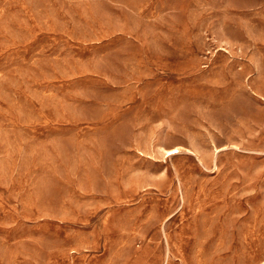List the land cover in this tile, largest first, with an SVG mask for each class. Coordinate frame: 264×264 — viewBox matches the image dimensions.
Returning a JSON list of instances; mask_svg holds the SVG:
<instances>
[{
	"label": "rangeland",
	"instance_id": "374dc122",
	"mask_svg": "<svg viewBox=\"0 0 264 264\" xmlns=\"http://www.w3.org/2000/svg\"><path fill=\"white\" fill-rule=\"evenodd\" d=\"M0 264H264V0H0Z\"/></svg>",
	"mask_w": 264,
	"mask_h": 264
},
{
	"label": "bare ground",
	"instance_id": "6f19581e",
	"mask_svg": "<svg viewBox=\"0 0 264 264\" xmlns=\"http://www.w3.org/2000/svg\"><path fill=\"white\" fill-rule=\"evenodd\" d=\"M176 151H178V148H172V149L167 150V152H170V154Z\"/></svg>",
	"mask_w": 264,
	"mask_h": 264
}]
</instances>
